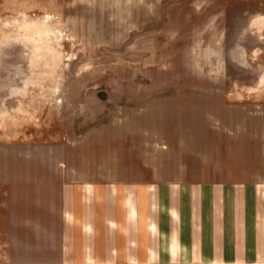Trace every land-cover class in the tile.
I'll use <instances>...</instances> for the list:
<instances>
[{"label": "rangeland", "instance_id": "rangeland-1", "mask_svg": "<svg viewBox=\"0 0 264 264\" xmlns=\"http://www.w3.org/2000/svg\"><path fill=\"white\" fill-rule=\"evenodd\" d=\"M259 8L0 0V146L39 145L45 162L70 148L134 146L142 162L193 174L198 162L233 165L239 180L264 178Z\"/></svg>", "mask_w": 264, "mask_h": 264}, {"label": "crops", "instance_id": "crops-1", "mask_svg": "<svg viewBox=\"0 0 264 264\" xmlns=\"http://www.w3.org/2000/svg\"><path fill=\"white\" fill-rule=\"evenodd\" d=\"M61 155L0 146V264H264V178L134 146Z\"/></svg>", "mask_w": 264, "mask_h": 264}]
</instances>
